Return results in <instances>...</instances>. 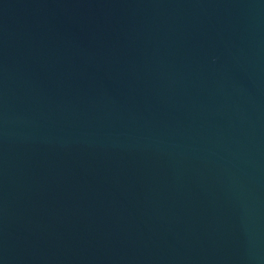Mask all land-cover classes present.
I'll use <instances>...</instances> for the list:
<instances>
[{"label": "water", "instance_id": "95a60500", "mask_svg": "<svg viewBox=\"0 0 264 264\" xmlns=\"http://www.w3.org/2000/svg\"><path fill=\"white\" fill-rule=\"evenodd\" d=\"M0 264H264V0H0Z\"/></svg>", "mask_w": 264, "mask_h": 264}]
</instances>
